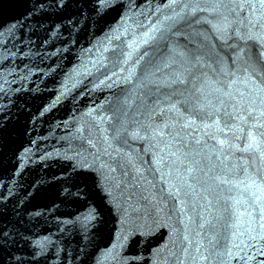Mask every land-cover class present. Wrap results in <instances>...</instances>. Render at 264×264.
Wrapping results in <instances>:
<instances>
[{"label":"water","instance_id":"1","mask_svg":"<svg viewBox=\"0 0 264 264\" xmlns=\"http://www.w3.org/2000/svg\"><path fill=\"white\" fill-rule=\"evenodd\" d=\"M262 59V0H0V264H264Z\"/></svg>","mask_w":264,"mask_h":264},{"label":"snow or ice","instance_id":"2","mask_svg":"<svg viewBox=\"0 0 264 264\" xmlns=\"http://www.w3.org/2000/svg\"><path fill=\"white\" fill-rule=\"evenodd\" d=\"M171 2H174V0H171ZM262 2H264V0H262ZM164 7H168V4L166 3L164 5ZM164 19H169V17H165ZM157 30L158 29L156 28V26L153 25L152 29H151V32H155ZM145 43H147V40H145ZM261 64H264V59L261 60ZM251 67H252V73H255V75H259V76L264 77V72L259 71L255 66H251ZM244 71H245V75L248 76V78L250 80H253V82H254L255 77L248 72V68L247 67L244 69ZM224 183H227V181H224Z\"/></svg>","mask_w":264,"mask_h":264}]
</instances>
